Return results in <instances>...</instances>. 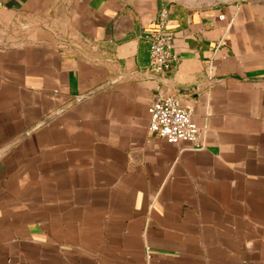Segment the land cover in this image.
I'll return each mask as SVG.
<instances>
[{
	"label": "crops",
	"instance_id": "0c3cea01",
	"mask_svg": "<svg viewBox=\"0 0 264 264\" xmlns=\"http://www.w3.org/2000/svg\"><path fill=\"white\" fill-rule=\"evenodd\" d=\"M261 78L264 0H0V150L80 99L0 156V264H264ZM159 93L202 150L148 132Z\"/></svg>",
	"mask_w": 264,
	"mask_h": 264
},
{
	"label": "built area",
	"instance_id": "2783aa9c",
	"mask_svg": "<svg viewBox=\"0 0 264 264\" xmlns=\"http://www.w3.org/2000/svg\"><path fill=\"white\" fill-rule=\"evenodd\" d=\"M222 18V17H221ZM168 12L161 11L149 31V72L164 78L176 63L172 51L173 34L168 28ZM148 132L171 144L186 142L200 151L203 149L202 133L193 120L192 112L171 95L159 93L156 102L147 109Z\"/></svg>",
	"mask_w": 264,
	"mask_h": 264
},
{
	"label": "water",
	"instance_id": "95a60500",
	"mask_svg": "<svg viewBox=\"0 0 264 264\" xmlns=\"http://www.w3.org/2000/svg\"><path fill=\"white\" fill-rule=\"evenodd\" d=\"M170 3H173L175 5H178L180 7H183L185 9H190V10H198V9H207V8H216L220 6H226V5H234L238 3H244L250 0H166ZM234 79H239L236 76H232ZM249 82H264V78L261 79H249ZM96 91H93L94 93ZM80 99H76L66 105L61 111H58L47 118L43 119L36 127H34L31 131L24 133L20 135L17 139H15L12 143H10L8 146L4 147L3 149L0 150V156L4 154L6 151H8L11 147L16 145L18 142L26 138L28 135H30L32 132L35 130L39 129L40 127L44 126L51 120H53L55 117H57L60 113L63 111L70 109L72 106H74L76 103L79 102Z\"/></svg>",
	"mask_w": 264,
	"mask_h": 264
},
{
	"label": "rangeland",
	"instance_id": "374dc122",
	"mask_svg": "<svg viewBox=\"0 0 264 264\" xmlns=\"http://www.w3.org/2000/svg\"><path fill=\"white\" fill-rule=\"evenodd\" d=\"M59 35H61L60 33H59ZM60 37V36H59Z\"/></svg>",
	"mask_w": 264,
	"mask_h": 264
}]
</instances>
